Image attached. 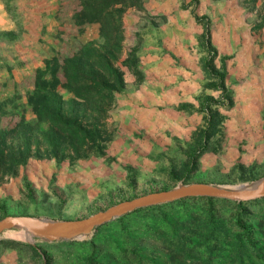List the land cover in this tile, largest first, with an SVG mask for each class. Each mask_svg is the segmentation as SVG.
<instances>
[{"label": "rangeland", "instance_id": "1", "mask_svg": "<svg viewBox=\"0 0 264 264\" xmlns=\"http://www.w3.org/2000/svg\"><path fill=\"white\" fill-rule=\"evenodd\" d=\"M70 3L10 0L11 16L0 0V32H16L3 51L10 67L0 68V101L11 98L13 81L19 89L32 86L33 71L53 55L56 12ZM117 8L123 90L111 95L104 118L87 104L76 106L89 137L85 146L73 142V150L25 107L31 152L0 173V220H78L181 184L235 186L264 177V0H138ZM68 31L64 53L99 37L96 23L76 36ZM160 206L82 240L2 235L0 264H264V200ZM163 246L183 254L166 261Z\"/></svg>", "mask_w": 264, "mask_h": 264}, {"label": "trees", "instance_id": "2", "mask_svg": "<svg viewBox=\"0 0 264 264\" xmlns=\"http://www.w3.org/2000/svg\"><path fill=\"white\" fill-rule=\"evenodd\" d=\"M7 6L9 15L13 16L8 6L10 0H1ZM62 2V1H61ZM138 0H71L69 10L56 12L58 22L53 35L55 47H51L52 56L44 59V66L33 71V83L29 87L17 88V82L13 81L14 87L11 98L0 101V122L6 118H17L16 123L1 126L0 123V173L5 174L11 168H17L25 162L31 152V125L25 118V107H28L38 122H45L51 126V133L57 140H67L73 147V142L85 146L88 133L78 123L76 106L81 103L87 104L98 118H104L107 106L111 101V95L119 93L124 88L123 74L116 66L120 59L124 46L123 35V11L117 7L126 5H137ZM71 5V7H70ZM92 23L99 25V37L97 40L81 43L76 51L64 53L63 47L66 42L65 36L68 30L75 29V36ZM16 39V32H0V68H9V64L3 56L5 49ZM5 44L6 47H2ZM126 61H124V65ZM1 87V84H0ZM21 92L25 95L24 103L19 102ZM65 95H69L66 99ZM67 104L70 109L66 110ZM7 107H10L9 109ZM18 108L22 110L17 111ZM19 135L21 142H16L15 137ZM91 136V135H90ZM48 144L56 147L57 143L52 139ZM76 146V145H75ZM71 150L76 147H70ZM264 198L236 202L213 198H189L179 200L166 205L182 204L185 201H222L246 205L257 203ZM164 206V205H163ZM155 206L137 210L149 211L160 209ZM126 216L121 217L122 221ZM104 226H108L104 225ZM102 226V227H104ZM174 241V240H173ZM168 258L166 261L177 259L180 249L172 246H163ZM33 251L32 247H30Z\"/></svg>", "mask_w": 264, "mask_h": 264}, {"label": "water", "instance_id": "3", "mask_svg": "<svg viewBox=\"0 0 264 264\" xmlns=\"http://www.w3.org/2000/svg\"><path fill=\"white\" fill-rule=\"evenodd\" d=\"M189 198H213L248 202L264 198V177L235 186L213 183L178 185L170 190L152 192L119 202L109 208L78 220H52L24 215H10L0 220V237L8 230L23 232L29 242L49 243L82 240L101 226L140 209L151 208Z\"/></svg>", "mask_w": 264, "mask_h": 264}, {"label": "bare ground", "instance_id": "4", "mask_svg": "<svg viewBox=\"0 0 264 264\" xmlns=\"http://www.w3.org/2000/svg\"><path fill=\"white\" fill-rule=\"evenodd\" d=\"M6 234H12L13 236H18V237H24V233L23 232H20L18 230H11V231H6L4 232L2 235H6ZM1 235V236H2Z\"/></svg>", "mask_w": 264, "mask_h": 264}]
</instances>
